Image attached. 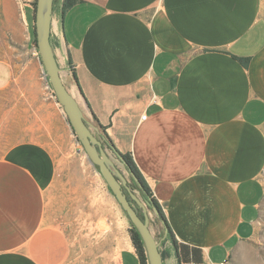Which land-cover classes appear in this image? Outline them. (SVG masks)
I'll list each match as a JSON object with an SVG mask.
<instances>
[{
  "label": "crops",
  "instance_id": "crops-1",
  "mask_svg": "<svg viewBox=\"0 0 264 264\" xmlns=\"http://www.w3.org/2000/svg\"><path fill=\"white\" fill-rule=\"evenodd\" d=\"M63 2L50 37L63 82L160 206L163 264H228L264 197V0ZM16 3L33 39L36 0ZM30 50L23 68L0 58V264H139Z\"/></svg>",
  "mask_w": 264,
  "mask_h": 264
},
{
  "label": "water",
  "instance_id": "water-1",
  "mask_svg": "<svg viewBox=\"0 0 264 264\" xmlns=\"http://www.w3.org/2000/svg\"><path fill=\"white\" fill-rule=\"evenodd\" d=\"M54 0H36L35 37L37 52L43 73L52 92L62 107L69 125L80 143L88 161L96 167L116 201L126 213L142 242L147 264H163L157 241L150 229L151 215L158 216L156 208L148 205V199H140L130 187L129 181L117 166L114 158L106 151L101 140L96 136L98 127L86 120L84 112L66 88L53 46L50 41ZM120 163L126 167L124 159L115 154ZM133 181L140 187L134 175L128 171Z\"/></svg>",
  "mask_w": 264,
  "mask_h": 264
},
{
  "label": "rangeland",
  "instance_id": "rangeland-1",
  "mask_svg": "<svg viewBox=\"0 0 264 264\" xmlns=\"http://www.w3.org/2000/svg\"><path fill=\"white\" fill-rule=\"evenodd\" d=\"M32 46L34 43L32 38H29L16 0H0V58L9 61L15 68H23L25 64H32L33 56L30 50ZM37 74H40V70ZM62 77L65 80L64 72ZM66 83L68 82L66 81ZM76 150L73 157L82 158L81 145H78ZM113 158L115 159V157ZM116 164L130 180L129 173L117 159ZM261 179L264 187V171L261 174ZM129 185L132 189L134 188L132 182ZM134 191L138 196L141 195L138 189L134 188ZM152 220L150 229L158 241L162 233L160 221H157L155 216H152ZM228 264H264V197L253 236L234 248Z\"/></svg>",
  "mask_w": 264,
  "mask_h": 264
},
{
  "label": "trees",
  "instance_id": "trees-1",
  "mask_svg": "<svg viewBox=\"0 0 264 264\" xmlns=\"http://www.w3.org/2000/svg\"><path fill=\"white\" fill-rule=\"evenodd\" d=\"M75 3H76V0H64L63 9H67V8L71 7L72 5H74ZM35 6H36V4H35ZM32 41L34 43V46L37 48L35 32L33 33ZM72 77L74 79V82L77 84V86L80 90V87H79V84L76 80V76H75L74 72H72ZM94 122H95L96 126L98 127V129H100V131H102L103 128L97 123V120L95 118H94ZM104 136H105L106 141H108L109 145L111 146L112 145L111 141L107 138L106 135H104ZM115 153L120 155L124 159V161L126 162L127 171H130L134 175V177L137 179V182L140 185V187L131 178L134 188L138 189L141 192L142 198L144 200L148 199V205H149L150 209L156 208V210L158 211V216H156L155 219L157 221L164 222L166 230L168 232H170L160 206L158 205V203L153 198H151V196H150L151 194L149 193L148 187H147L145 181L143 180L142 176L138 172V170H137L134 162L132 161L131 157L128 154H119L116 151H115ZM131 239H132V242H133L135 249H136L139 264H147V258L145 255V251H144L142 242H141L140 237L138 236L137 232L135 231L134 227H132V230H131Z\"/></svg>",
  "mask_w": 264,
  "mask_h": 264
},
{
  "label": "built area",
  "instance_id": "built-area-1",
  "mask_svg": "<svg viewBox=\"0 0 264 264\" xmlns=\"http://www.w3.org/2000/svg\"><path fill=\"white\" fill-rule=\"evenodd\" d=\"M145 117H146L145 115H142V116H141V119L144 120ZM186 264H203V263H201V262H193V261H191V262H188V263H186Z\"/></svg>",
  "mask_w": 264,
  "mask_h": 264
},
{
  "label": "flooded vegetation",
  "instance_id": "flooded-vegetation-1",
  "mask_svg": "<svg viewBox=\"0 0 264 264\" xmlns=\"http://www.w3.org/2000/svg\"><path fill=\"white\" fill-rule=\"evenodd\" d=\"M96 136L99 138L98 134H96Z\"/></svg>",
  "mask_w": 264,
  "mask_h": 264
}]
</instances>
